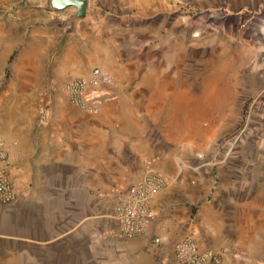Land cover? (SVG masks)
Listing matches in <instances>:
<instances>
[{"label": "crops", "instance_id": "obj_1", "mask_svg": "<svg viewBox=\"0 0 264 264\" xmlns=\"http://www.w3.org/2000/svg\"><path fill=\"white\" fill-rule=\"evenodd\" d=\"M34 1L45 24L60 20L75 41V65L85 59L114 84L98 114L62 106L41 137L13 147L11 175L26 192L19 202L63 208L39 216L37 236L10 238L37 241L59 258L55 264H162L192 235L223 264H253L263 250L264 106L236 141L207 142L211 94L190 88L189 48L161 36L170 20L166 0H87L85 18L75 7L50 10L46 0ZM150 169L168 185L151 202L146 235L123 237L118 196Z\"/></svg>", "mask_w": 264, "mask_h": 264}, {"label": "rangeland", "instance_id": "obj_2", "mask_svg": "<svg viewBox=\"0 0 264 264\" xmlns=\"http://www.w3.org/2000/svg\"><path fill=\"white\" fill-rule=\"evenodd\" d=\"M166 1L170 20L161 36L189 48L190 88L211 94L203 119L206 141L234 142L264 106V0ZM45 5L50 9V0ZM38 8L34 0H0V141L10 152L19 141L41 137L58 109L72 105L66 80L98 67L82 58L75 65V41L60 20L45 24ZM12 179L19 196L12 204L0 203V264H55L59 258L54 252L47 256L37 241L10 237L37 236L39 216H53L63 204L51 202L41 210L37 201L21 204L26 192ZM258 224L262 231L264 221ZM261 238L263 250L255 252L253 264H264V231Z\"/></svg>", "mask_w": 264, "mask_h": 264}, {"label": "built area", "instance_id": "obj_3", "mask_svg": "<svg viewBox=\"0 0 264 264\" xmlns=\"http://www.w3.org/2000/svg\"><path fill=\"white\" fill-rule=\"evenodd\" d=\"M114 84L113 76L95 67L89 73L69 78L63 88L69 102L86 114L96 115L102 104L112 97L108 91ZM10 149L0 141V203L12 204L19 196L10 174ZM168 185V179L155 170H148L138 182L121 192L115 206V217L120 224V235L134 238L146 235L152 218L151 202ZM161 244L160 238L153 239ZM220 253L204 252L192 235H187L174 245V261L162 264H222Z\"/></svg>", "mask_w": 264, "mask_h": 264}, {"label": "water", "instance_id": "obj_4", "mask_svg": "<svg viewBox=\"0 0 264 264\" xmlns=\"http://www.w3.org/2000/svg\"><path fill=\"white\" fill-rule=\"evenodd\" d=\"M87 0H51L50 6L55 10H64L69 7H75L77 9V16L79 18H85L88 10Z\"/></svg>", "mask_w": 264, "mask_h": 264}]
</instances>
